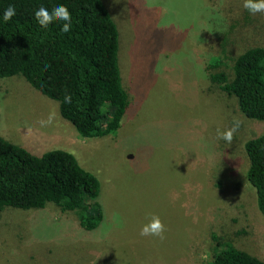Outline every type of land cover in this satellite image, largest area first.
Masks as SVG:
<instances>
[{
	"label": "rangeland",
	"instance_id": "374dc122",
	"mask_svg": "<svg viewBox=\"0 0 264 264\" xmlns=\"http://www.w3.org/2000/svg\"><path fill=\"white\" fill-rule=\"evenodd\" d=\"M119 34L129 98L117 133L81 139L58 103L21 77L0 79V137L35 156L61 150L97 178L103 221L73 213L0 210V264H209L216 242L264 262V216L245 175L244 144L264 132L209 80L264 48V13L243 0H102ZM240 126L231 143L217 130ZM163 239L142 236L153 217Z\"/></svg>",
	"mask_w": 264,
	"mask_h": 264
},
{
	"label": "trees",
	"instance_id": "16d2710c",
	"mask_svg": "<svg viewBox=\"0 0 264 264\" xmlns=\"http://www.w3.org/2000/svg\"><path fill=\"white\" fill-rule=\"evenodd\" d=\"M65 5L72 17L41 28L34 13ZM12 5L16 15L3 22ZM119 34L102 0H0V79L21 77L31 88L58 103L62 119L81 139L117 133L129 108L118 66ZM221 65L211 59L212 84L237 101L239 111L264 124V48L254 47L233 62L231 74L211 72ZM66 97L71 102H66ZM246 181L264 216V132L244 144ZM99 181L84 171L70 153L53 150L35 156L0 137V210H42L48 204L73 213L81 229L96 230L103 221ZM216 242L209 264H264L229 243Z\"/></svg>",
	"mask_w": 264,
	"mask_h": 264
},
{
	"label": "clouds",
	"instance_id": "9594fccd",
	"mask_svg": "<svg viewBox=\"0 0 264 264\" xmlns=\"http://www.w3.org/2000/svg\"><path fill=\"white\" fill-rule=\"evenodd\" d=\"M243 7L251 14L264 13V0H243ZM16 15V9L14 6L9 5V7L3 13V22H9ZM34 16L41 28H48L53 20L63 21L61 25V32L68 33L72 27V17L68 8L63 4H56L51 10L41 6L35 11ZM66 102L70 103L71 98L66 97ZM240 126L239 121H234L233 125L224 130H217L218 139L224 140L227 143H231L234 133L238 130ZM165 229L161 223L159 217H153L147 225H145L141 230L142 236H158L163 239V233Z\"/></svg>",
	"mask_w": 264,
	"mask_h": 264
}]
</instances>
